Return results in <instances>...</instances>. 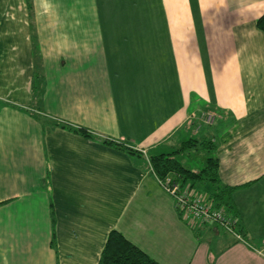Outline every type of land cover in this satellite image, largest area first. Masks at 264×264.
Here are the masks:
<instances>
[{
    "label": "crops",
    "instance_id": "crops-1",
    "mask_svg": "<svg viewBox=\"0 0 264 264\" xmlns=\"http://www.w3.org/2000/svg\"><path fill=\"white\" fill-rule=\"evenodd\" d=\"M262 14L264 0H0V264H97L112 230L158 264H264ZM189 139L216 146L242 240L183 221L152 175L149 157Z\"/></svg>",
    "mask_w": 264,
    "mask_h": 264
},
{
    "label": "trees",
    "instance_id": "trees-1",
    "mask_svg": "<svg viewBox=\"0 0 264 264\" xmlns=\"http://www.w3.org/2000/svg\"><path fill=\"white\" fill-rule=\"evenodd\" d=\"M256 27L264 33V14L256 20ZM43 80L40 76H35L32 82V89L39 93L43 89ZM84 135H88L83 129H79ZM216 146L206 140L189 139L183 142L179 149L170 154H159L149 157L150 171L154 178L160 181L170 179L178 184L180 189L189 190L198 188L205 192L206 202L215 209H223L227 216H231V205L229 203L231 193L234 188L225 186L219 178V162L212 153ZM206 151L211 154L204 161L202 168L198 171H192L185 167L178 159L177 155L192 151ZM195 190V189H194ZM202 193V192H201ZM215 225V224H214ZM238 223L236 220V230ZM242 238L245 234L238 228L237 231ZM97 264H158L140 249L129 242L121 233L112 230L107 234L103 248L99 255Z\"/></svg>",
    "mask_w": 264,
    "mask_h": 264
},
{
    "label": "built area",
    "instance_id": "built-area-1",
    "mask_svg": "<svg viewBox=\"0 0 264 264\" xmlns=\"http://www.w3.org/2000/svg\"><path fill=\"white\" fill-rule=\"evenodd\" d=\"M211 119L208 116L206 121L211 122ZM158 184L172 198L176 211L180 214L183 221L198 225L215 224L225 232L242 240L241 235L235 229L236 220L227 216L223 209L212 208L205 198L201 199V194L197 193L191 196L188 191L181 190L178 184L173 183L170 179L158 180Z\"/></svg>",
    "mask_w": 264,
    "mask_h": 264
},
{
    "label": "rangeland",
    "instance_id": "rangeland-1",
    "mask_svg": "<svg viewBox=\"0 0 264 264\" xmlns=\"http://www.w3.org/2000/svg\"><path fill=\"white\" fill-rule=\"evenodd\" d=\"M196 138L199 137V135L195 136ZM211 154H208L206 151L199 150L197 152H186L182 156L178 157V161H182L183 165L185 167L190 166L194 171H197L202 168L204 161L207 157H209ZM186 162V163H185ZM187 166H186V165ZM201 199L205 198V192L202 191Z\"/></svg>",
    "mask_w": 264,
    "mask_h": 264
}]
</instances>
